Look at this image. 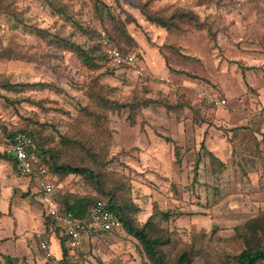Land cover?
<instances>
[{"label":"rangeland","instance_id":"1","mask_svg":"<svg viewBox=\"0 0 264 264\" xmlns=\"http://www.w3.org/2000/svg\"><path fill=\"white\" fill-rule=\"evenodd\" d=\"M103 1L111 6L112 12L116 15L120 13L125 16L126 10L130 9L123 2L116 4L113 0ZM137 1L148 2L151 10L163 6L160 4L155 6L156 0ZM202 1L216 3L217 11H236L240 17L247 13L246 10L249 8H246V5L254 2L257 6L254 9L264 13V8L259 5L261 0ZM52 2L66 5L72 22L54 13L46 0H0V126H6L8 129L19 128L25 124L23 120L27 118L33 122L29 126L35 125L36 122L46 124L47 128L42 129L43 135L56 143L59 133L66 132L67 125L75 119L79 108L88 106L92 109L89 96L91 81L94 79L98 85L112 89L109 99L118 104L148 100V105L133 110L121 108L107 111L108 129L111 132L107 159L112 158L107 168L111 172L123 173L128 177L132 199L140 208L136 217L139 224L144 223L151 214L153 204H156L160 211L171 214L172 221L170 219L168 223L162 224L163 228L177 232L173 244L165 248L169 256L173 257L179 244L185 242L192 243L196 250L194 264H229V257L238 250L237 243L230 240L229 231L232 227L242 226L258 207L252 206L248 201L237 200L232 195H226L220 201L215 199L216 192L221 186L219 184L221 177L219 176L217 180L211 177L208 157L204 150H201L203 158L195 169L196 152L182 154V147V151L179 152L180 160L177 161L171 150L161 147L163 136L175 140L182 139V132H175L177 129L175 130L171 120L175 111H167L163 106L165 102L181 106L184 97L180 85L177 87L174 85L176 83L167 78L169 73L164 66L161 65L156 70L150 69L145 60L141 61L140 52L137 56L139 65L136 69L120 68L112 73L106 61H95L100 64V68L91 71L82 66L72 53L58 51L40 39L35 34L36 30H47L50 35L57 34L60 38L86 49L87 38L79 33L74 23L83 25L100 36L101 51L106 55L102 40L107 36L106 30L110 27L107 19L102 23L94 15L89 0ZM262 17L264 29V16ZM128 28L129 34L146 47L150 43V37H145L146 34H150L153 40L151 43L154 45L162 40L151 33H144L140 25L129 24ZM261 33L264 35V30ZM213 35L210 28L207 36ZM244 36V33L242 35L239 33L240 41L237 46L245 49L246 43L249 42ZM258 47L264 48V36L259 40ZM131 52L135 53L134 50H130ZM180 63L178 65L183 68L191 64ZM9 83H45L49 87L45 90L32 88L15 94L2 89ZM93 86V91H96L95 83ZM4 97L43 100L48 111L44 112L41 108L25 103L17 108H11L5 104ZM203 102L207 104L204 99ZM35 127L39 128L37 125ZM4 142L7 144L9 141H3L0 135V145ZM256 176L248 174L250 181L256 179ZM54 184L63 191L79 195L94 194L77 176L70 175L63 180L54 181ZM36 191L39 193L37 188ZM14 195L16 197V194ZM12 202L27 204L28 208L35 212L36 219L31 221L28 218V221L24 222L21 213L17 212L18 224L14 225L12 218L4 216L1 221L4 233L1 235L15 229L18 235L15 249L19 255L38 254L36 235L43 230L42 219L44 220L46 215V206L41 203L40 194L30 196L27 193L22 195L20 193ZM243 203H247L246 207ZM3 211L7 213L6 208ZM214 228L215 232L210 231ZM110 234L112 241L110 243L108 239L105 240L106 238L91 242L93 246L98 247L96 250L95 247L92 249L94 257L87 256L86 259L93 260L96 264H104L105 258L110 257L109 261H115L117 257L123 255L124 250L130 248L132 255L142 257L143 261L144 257L132 237L124 232ZM51 244L50 251L54 253L58 245L54 240Z\"/></svg>","mask_w":264,"mask_h":264},{"label":"crops","instance_id":"2","mask_svg":"<svg viewBox=\"0 0 264 264\" xmlns=\"http://www.w3.org/2000/svg\"><path fill=\"white\" fill-rule=\"evenodd\" d=\"M159 4L163 6L153 11H160L166 17L177 12H187L189 16L172 19L173 25L166 30L148 22L137 9L129 6L125 26L130 32L129 24L140 25L144 33L162 38L154 45L150 34H146L145 37H150L149 49L137 38L135 41L142 55L141 61L145 60L146 65L154 70L164 66L169 73L167 78L181 87L184 103L180 113H175L171 120L177 129L175 132H182V139H171L183 147V151L191 148L190 151L197 153L203 148L222 162L221 186L215 199L220 201L226 195H232L258 207L242 226L232 227L229 236L244 227L252 242H264V48L258 47L264 36L261 33L264 13L254 9L257 7L254 2L246 5L249 9L245 18L236 11H217L216 3L202 0H156L155 6ZM259 5L264 8V0ZM210 28L214 34L212 37L207 36ZM239 33L248 38L245 49L237 46ZM180 62L191 64L183 68L178 65ZM210 93L225 99L227 104L218 108L205 104L203 95ZM160 145L170 151L165 141ZM248 174L257 175L256 179L250 181ZM35 186L34 181L22 178L0 159V208H6L7 212L0 210V258L8 257L11 264H51L39 248L38 254L19 255L15 249L18 237L15 229L1 235L4 233L1 223L4 216L12 218L14 225L18 224L17 212L21 213L24 222L28 218L31 221L36 219L35 212L27 204L12 202L20 193L39 194ZM246 205L243 203L244 207ZM42 223L41 232L45 229L43 219ZM110 235H106L108 243L112 242ZM61 237L62 234L56 231L48 235L50 248L53 240L57 242L56 252L52 253L56 259L63 258ZM93 240L83 238L81 251L85 257L93 256L92 249L98 247L91 244ZM132 253L128 248L115 261H109L110 257L103 261L106 260L104 264H143L142 257ZM67 259H71L70 253ZM85 263L96 264L89 259Z\"/></svg>","mask_w":264,"mask_h":264},{"label":"trees","instance_id":"3","mask_svg":"<svg viewBox=\"0 0 264 264\" xmlns=\"http://www.w3.org/2000/svg\"><path fill=\"white\" fill-rule=\"evenodd\" d=\"M51 6L54 13L58 14L64 20L72 22V16L69 14L66 5L53 4L52 0H46ZM91 2L94 15L103 23L107 19L110 27L107 31V38L111 41L112 47H115L123 53H130L134 50V55H139L138 44L129 34L125 27L126 17L120 13L118 15L112 12L110 5L103 0H89ZM114 3H126L128 6L137 9L148 22L154 23L163 29H169L173 23L172 19L181 18L183 15L189 16V13L177 12L171 17H166L159 11H153L149 8V3H140L137 0H113ZM79 33L86 36L88 41L87 48H83L75 43L60 38L57 34L48 33L47 30H36L35 34L52 45L58 51L70 52L76 56L81 65L85 68L96 71L99 70L100 64L95 61L107 62L111 67L112 73L120 69L111 64L110 59L101 51L100 36L94 31L83 25L74 23ZM124 25V27H123ZM131 54H133L131 52ZM106 57V59H105ZM95 86L96 91H93ZM49 85L45 83H15L6 84L2 89L7 93H23L32 88L45 90ZM90 100L92 109L88 106L79 108L75 119L67 125L66 132L59 133L58 141L55 143L53 139L43 135L46 124L35 123L39 128L29 126L33 122L24 119V125L19 128L8 129L6 126H0V135L2 140L12 142L14 136L18 132L26 133L38 154L39 162L47 168V175L51 181H60L73 175L79 177L86 185H88L94 194L79 195L70 191H63L55 185L54 200L56 206L61 213H71L75 218L85 219L90 209L99 201H104L108 209L120 220L123 226V232L132 237L143 255V264H194L196 250L192 243L181 242L177 248L176 254L169 256L165 248L172 245L173 240L177 236L176 230L169 231L163 228L162 224H166L171 219L169 212H162L153 204L152 212L142 224L137 222V215L140 212L139 206L132 199V189L130 181L123 173L111 172L107 166L111 163L112 158L107 159L108 144L111 139V132L108 129L107 111L128 108L136 109L148 105V100H138L130 104H118L109 99L112 89L107 86L98 85L94 80L90 85ZM5 104L11 108H17L23 103L41 108L44 112L48 108L44 106L43 100H33L26 98H6ZM167 111L174 110L180 113L181 106L163 103ZM43 129V130H42ZM41 130V131H40ZM90 130V132H88ZM162 137V136H161ZM169 144L170 150L176 160H180L179 152L182 147L174 140L162 137ZM8 142V143H9ZM7 145L6 142L1 143L0 147ZM203 150V148H202ZM190 149H186L182 154H186ZM210 167V175L213 180L221 175L223 164L211 152H206ZM203 154L196 153V169L200 164ZM0 159L8 164L12 170L16 172V161L12 157H8L0 153ZM33 181V179H30ZM1 215V214H0ZM172 221V219H171ZM55 220L49 216L44 218L43 234L46 239L50 235V229L61 233L59 227L56 226ZM216 228L210 231L215 232ZM232 242L237 243V252L229 257V264H264V242L261 240L252 242L244 227L235 230L230 236ZM61 248L63 250V258L59 259L60 264H85L86 257L81 249L77 250V260L71 261L67 259L68 239L66 236L60 238ZM3 260V261H2ZM8 257L0 258V264H11Z\"/></svg>","mask_w":264,"mask_h":264},{"label":"built area","instance_id":"4","mask_svg":"<svg viewBox=\"0 0 264 264\" xmlns=\"http://www.w3.org/2000/svg\"><path fill=\"white\" fill-rule=\"evenodd\" d=\"M102 44L106 56L111 64L119 68H137L139 61L131 53H123L112 47L111 41L103 37ZM204 101L213 108L224 107L225 99L215 94H204ZM0 153L12 157L16 161L18 175L33 179L39 194L40 201L46 206V215L55 220V224L68 239L67 247L71 261L77 260V250L81 249L83 238L102 240L110 233L123 232L120 220L108 209L104 201L97 202L88 212L85 219L75 218L71 213H61L54 200L55 184L47 175V168L40 164L39 157L30 137L24 132H18L12 142L0 147ZM52 232V229H50ZM39 251L51 264H60L50 251V243L43 232L36 235ZM86 264V263H85Z\"/></svg>","mask_w":264,"mask_h":264}]
</instances>
